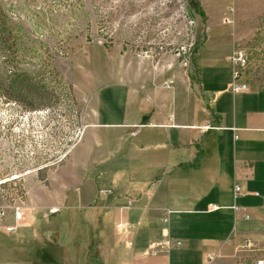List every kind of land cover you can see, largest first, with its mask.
Masks as SVG:
<instances>
[{"label":"crops","instance_id":"obj_1","mask_svg":"<svg viewBox=\"0 0 264 264\" xmlns=\"http://www.w3.org/2000/svg\"><path fill=\"white\" fill-rule=\"evenodd\" d=\"M199 1L208 34L191 91L116 68L83 85V129L62 175L50 177L51 203L87 209L103 264H254L264 255V83L244 74L249 89L231 90L233 39L209 19L214 0ZM167 233L181 245L150 253Z\"/></svg>","mask_w":264,"mask_h":264},{"label":"rangeland","instance_id":"obj_2","mask_svg":"<svg viewBox=\"0 0 264 264\" xmlns=\"http://www.w3.org/2000/svg\"><path fill=\"white\" fill-rule=\"evenodd\" d=\"M200 2L0 0V264H103L87 209L51 203L50 177L62 175L83 129V85L116 68L194 88L208 34ZM214 2L209 19L247 54L245 77L263 84L264 0ZM18 206L25 218L7 230Z\"/></svg>","mask_w":264,"mask_h":264},{"label":"built area","instance_id":"obj_3","mask_svg":"<svg viewBox=\"0 0 264 264\" xmlns=\"http://www.w3.org/2000/svg\"><path fill=\"white\" fill-rule=\"evenodd\" d=\"M229 14H227L226 16H224V22L230 23L233 21V13H234V9L233 8H229L228 10ZM229 62L231 63L232 66V81H231V85L230 88L233 92H243L249 89V84L247 82L244 81L243 77H244V71L248 65V56L247 54L241 50L238 49L236 47H234L232 53L229 55ZM165 86L169 87V83L165 82ZM100 192H105V193H110L111 190H106V189H102L100 190ZM242 192V187L240 185H235L234 187V195L235 197H237L238 195H240ZM132 205V200L128 199V203H127V207ZM233 210L235 212H240L242 217L249 219L250 218V214L249 211L247 209L246 206L243 205H237L234 204L233 205ZM52 212L54 211V209L51 210ZM173 211L171 209H165V211L163 212L162 218L161 220L163 221V223L167 226L170 222V216L171 213ZM0 215L2 217L5 216V211H2L0 213ZM13 218L15 220V224L14 225H10L7 227V230L10 231H14L17 226L18 223L20 221H22L25 218L24 215V209L22 207H16L14 209V214H13ZM165 238H163L160 241H152L149 245V252L156 254V253H161V252H170L174 247L181 245V241L180 240H174L172 239L168 233L164 235ZM254 246L252 241H246L244 244V248H248V249H252ZM209 260H213V256L209 255ZM125 264V263H122ZM164 264H168V263H164ZM249 264V263H247ZM254 264H264V256H260L259 259H256V261L254 262Z\"/></svg>","mask_w":264,"mask_h":264},{"label":"trees","instance_id":"obj_4","mask_svg":"<svg viewBox=\"0 0 264 264\" xmlns=\"http://www.w3.org/2000/svg\"><path fill=\"white\" fill-rule=\"evenodd\" d=\"M31 93H33V91H31Z\"/></svg>","mask_w":264,"mask_h":264}]
</instances>
